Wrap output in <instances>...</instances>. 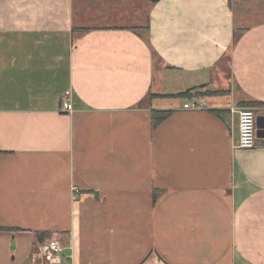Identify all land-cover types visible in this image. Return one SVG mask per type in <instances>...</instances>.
I'll use <instances>...</instances> for the list:
<instances>
[{
  "label": "crops",
  "instance_id": "crops-1",
  "mask_svg": "<svg viewBox=\"0 0 264 264\" xmlns=\"http://www.w3.org/2000/svg\"><path fill=\"white\" fill-rule=\"evenodd\" d=\"M259 14L0 0V264H264V137L236 147L238 107L264 135ZM194 97L206 107L184 109Z\"/></svg>",
  "mask_w": 264,
  "mask_h": 264
},
{
  "label": "built area",
  "instance_id": "built-area-1",
  "mask_svg": "<svg viewBox=\"0 0 264 264\" xmlns=\"http://www.w3.org/2000/svg\"><path fill=\"white\" fill-rule=\"evenodd\" d=\"M207 99L205 97H194L186 99L183 104L184 109L202 110L206 107ZM60 109L64 112H72L73 106L70 99V92H67L61 100ZM235 111V110H234ZM238 116V141L236 147L244 150H249L255 147L256 144V113L251 106H241L236 109ZM75 199V196L73 197ZM43 256L47 261H53L57 253L62 248L60 243L55 239L46 241L43 246Z\"/></svg>",
  "mask_w": 264,
  "mask_h": 264
},
{
  "label": "trees",
  "instance_id": "trees-1",
  "mask_svg": "<svg viewBox=\"0 0 264 264\" xmlns=\"http://www.w3.org/2000/svg\"><path fill=\"white\" fill-rule=\"evenodd\" d=\"M152 2H155L156 0H151ZM203 95H205V93H202ZM177 96H185L186 97V93H182L179 94ZM254 104V103H252ZM171 113V111H153L152 113V117H153V124H158L159 122L163 121L169 114Z\"/></svg>",
  "mask_w": 264,
  "mask_h": 264
},
{
  "label": "water",
  "instance_id": "water-1",
  "mask_svg": "<svg viewBox=\"0 0 264 264\" xmlns=\"http://www.w3.org/2000/svg\"><path fill=\"white\" fill-rule=\"evenodd\" d=\"M262 119L263 117L261 116H257V119H256V135H257V138H263L264 135L261 133V126H262Z\"/></svg>",
  "mask_w": 264,
  "mask_h": 264
},
{
  "label": "rangeland",
  "instance_id": "rangeland-1",
  "mask_svg": "<svg viewBox=\"0 0 264 264\" xmlns=\"http://www.w3.org/2000/svg\"><path fill=\"white\" fill-rule=\"evenodd\" d=\"M254 17V19H263L264 18V15H262V14H259V15H256V16H253ZM254 19H251V20H254ZM181 101H183L182 99H181ZM243 106H249V105H243ZM254 107V106H253ZM252 107V108H253ZM254 109V108H253ZM255 110V109H254Z\"/></svg>",
  "mask_w": 264,
  "mask_h": 264
}]
</instances>
